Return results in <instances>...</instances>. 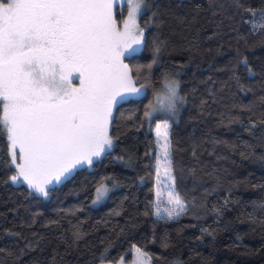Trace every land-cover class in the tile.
Segmentation results:
<instances>
[{"label": "trees", "instance_id": "obj_1", "mask_svg": "<svg viewBox=\"0 0 264 264\" xmlns=\"http://www.w3.org/2000/svg\"><path fill=\"white\" fill-rule=\"evenodd\" d=\"M148 2L146 46L125 62L156 88L166 73L180 82L185 101L166 118L186 212L155 215L163 120L143 116L152 95L132 97L142 103L114 110L113 148L47 197L10 180L0 138V264H101L106 250L113 263L135 247L152 264H264V27L245 11L264 0ZM102 180L113 189L93 206Z\"/></svg>", "mask_w": 264, "mask_h": 264}, {"label": "snow or ice", "instance_id": "obj_2", "mask_svg": "<svg viewBox=\"0 0 264 264\" xmlns=\"http://www.w3.org/2000/svg\"><path fill=\"white\" fill-rule=\"evenodd\" d=\"M147 11L148 0H0V138L8 145L13 183L47 197L51 186L113 147L110 131L118 105L142 103L131 98L152 95L143 116L163 120L155 123L160 152L155 215L176 219L186 212L175 187L166 118L185 101L180 82L166 73L163 87L156 88L147 76L142 79L140 67L125 62L146 46L140 19ZM245 11L256 21L253 30L264 27V9ZM109 191L102 180L93 203ZM162 197L168 205L163 209ZM135 251L142 258L138 264H151L147 253ZM107 257L106 250L101 264Z\"/></svg>", "mask_w": 264, "mask_h": 264}, {"label": "rangeland", "instance_id": "obj_3", "mask_svg": "<svg viewBox=\"0 0 264 264\" xmlns=\"http://www.w3.org/2000/svg\"><path fill=\"white\" fill-rule=\"evenodd\" d=\"M124 13H125V15H126V8L124 9ZM141 48H142V46H141ZM159 123H162V122H159ZM154 133H155V135H156V132H155V129H154ZM156 139H157V137H156ZM113 144H114V142H113ZM113 148V147H112ZM111 148V149H112ZM110 149V150H111ZM107 152V151H106ZM103 156V155H102ZM101 156V157H102ZM159 156H160V152H159ZM100 157V158H101ZM99 158V159H100ZM97 159H94V161H96ZM94 163V162H93ZM92 166V165H91ZM91 166H88V167H91ZM106 185H107V187L110 189V191H109V193L112 191V189H113V187L111 186V185H109V184H107V183H105ZM52 187V186H51ZM162 191H166L163 187H162V189H161ZM109 193H108V195H109ZM108 195L103 199V200H101L100 202H98V203H93V200L95 199V195H94V197H93V199H92V201H91V204L93 205V206H98V205H100L101 203H103L106 199H107V197H108ZM162 199H164L163 197H162ZM168 205H167V203H166V199H164V201H163V204L161 205V208L163 209L164 207H167ZM162 214H165V213H162ZM137 247H135V248H133L132 249V256H131V258L130 259H127L125 256H123V257H121L118 261H116V262H105V263H103V264H120V262L121 261H123V264H134V262H137V264H138V261H139V259H142L141 257H139L138 256V253L135 251V249H136ZM142 252H144L143 250H141ZM144 253H146V252H144ZM148 255V254H147ZM149 256V255H148ZM152 264V263H151Z\"/></svg>", "mask_w": 264, "mask_h": 264}]
</instances>
